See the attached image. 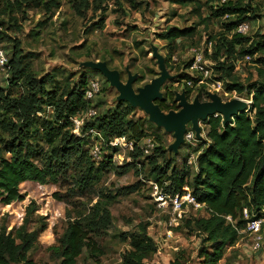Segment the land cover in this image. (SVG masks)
Instances as JSON below:
<instances>
[{
    "label": "trees",
    "instance_id": "16d2710c",
    "mask_svg": "<svg viewBox=\"0 0 264 264\" xmlns=\"http://www.w3.org/2000/svg\"><path fill=\"white\" fill-rule=\"evenodd\" d=\"M2 1L6 3L0 15L8 10L11 13L27 7H43L46 13H50L54 7L60 6V0ZM103 1L71 0V3L78 15L86 16L90 8L95 4L101 6ZM194 1L199 0H176L181 4ZM103 10L106 11V8ZM250 12L249 5L245 6L238 0H219L212 12L214 17L220 19L228 15L224 22L227 35L218 37L215 51L211 54L205 51V55L213 61L226 56L227 60L220 61L215 66L219 73L217 80H227V91L239 94L247 91L252 96L248 110L235 116L231 123L225 124L220 114L204 121L208 130L206 138L198 140L202 149L195 159L197 174L191 179L187 158L184 159L183 166L179 167L175 163L179 152L175 154L169 151L168 146L159 143L150 155L143 154L138 142L151 134L147 126L154 123L148 116H140L138 119L131 116L136 107L126 101L117 100L114 109H107L98 116L87 119L83 127V131L93 126L99 128L108 139L127 136L135 141V150L129 152L131 160L122 166H116L118 174L131 168H136L137 174H140L149 167L150 175L164 196L171 198L179 194L181 197L189 192L197 203L205 207L208 215L195 219L196 230L204 234L198 251V264H220L226 246H235L241 235L239 231L246 228L248 219L244 216V209H247L249 219L264 215V68L258 67L262 80L249 85L241 82L236 74L238 61L247 54L254 56L264 51V35L259 34L262 39L247 46L250 37L237 31L240 23L253 18ZM4 23L0 19V25L3 26ZM10 25L19 27L16 23ZM191 34L192 29L171 26L160 33L159 37L173 44L177 39ZM6 38L10 40L11 36L1 28L0 42ZM210 38L213 39L214 36ZM8 55L10 75L7 78L0 76L7 83L6 86L0 85V201L11 204L24 200L20 185L26 181L41 185L60 183L67 187L68 180L63 181L62 174L75 168L77 173L72 175L73 186L79 190V196L90 195L96 201L88 209L68 211V226L58 238V244L51 247V250L58 259L57 264H78V258L84 249L89 250L91 256L98 260L101 246L97 237L114 224V215L108 207L114 194L97 185L104 172L113 168L114 155L118 149L106 147L103 158L96 161L90 152L91 138L74 133L72 117L85 112L92 104L99 107L102 100L99 99L96 103L86 100L84 94L89 79L87 71L72 85L68 83L62 86L54 77L38 78L35 71L27 70L17 41L13 40L12 51ZM171 58L169 54L166 58L167 65ZM258 61L264 64V57H259ZM191 62L192 59L185 67L189 69ZM190 77L188 72L182 71L173 80L185 82ZM49 82L53 83L51 89L47 88ZM20 83L23 84V92L19 96L8 91L13 85ZM185 88L189 96L193 88ZM176 91L166 90L164 98L157 100L163 110L179 108L175 101ZM197 91L201 100H207L205 84ZM46 107L52 108V116L42 125L41 130L47 144L44 147L39 143H32L31 133L38 129V122L41 121L38 113L46 111ZM189 129H192L191 126ZM139 185V182L124 185L117 191L130 193L136 191ZM53 197L64 199L59 192H54ZM184 204L186 202L182 205ZM44 228L45 223L32 231L23 225L16 235L0 230V264H39L30 256L29 251ZM124 239L130 246L124 253L122 264H151L145 259L157 250V243L146 227L141 226L139 230L129 232ZM171 264L185 263L177 257Z\"/></svg>",
    "mask_w": 264,
    "mask_h": 264
},
{
    "label": "rangeland",
    "instance_id": "374dc122",
    "mask_svg": "<svg viewBox=\"0 0 264 264\" xmlns=\"http://www.w3.org/2000/svg\"><path fill=\"white\" fill-rule=\"evenodd\" d=\"M238 1L245 6L249 5L253 17L246 21L250 25L249 31L245 34L250 37L247 43L249 46L252 42L262 39L259 34L264 35V0ZM5 3L6 1L1 0L0 11H4ZM218 3L219 0H199L187 4L178 3L176 0H104L101 6L95 4L90 8L86 16H80L73 9L71 0H60V6L54 7L50 13H46L43 7H27L11 13L8 10L1 14L0 19L5 23L0 27L11 36L10 40L6 38L1 42L10 54L13 40L17 41L24 56L26 69L35 71L38 78L54 77L62 86L68 83L72 85L84 71H87L89 78H98L102 89L92 100L93 103L102 100V104L96 106L98 116L107 109L115 108L118 91L110 86L100 72L94 73L80 67L82 61L106 60L111 68L121 72L124 81L128 78L126 67L129 66L133 73L139 74L140 80L137 78L135 87L141 86L158 76L160 71L156 59L152 58L153 42L165 58L169 54L172 56L167 65L172 74L182 71L189 73L190 70L185 64L192 58L191 49L196 48L204 54L205 51L211 54L215 51L217 38L227 35L224 27L227 16L220 19L212 15ZM103 8H106V11ZM10 23H16L19 27L15 28ZM171 26L192 29V34L169 44L167 40L160 38L159 34ZM212 36L213 39L210 38ZM259 57H264V51L252 56L250 61L237 62L236 74L245 85L262 80L258 67L264 68V64L258 61ZM225 59L226 56H222L221 60L214 61V76L208 80L209 83L218 79L216 77L219 73L215 66ZM220 81L222 83L220 90L210 87L209 84L205 86L210 87L211 91L218 92L225 101L234 97H243L251 101L252 94L247 91L242 94L227 91V80ZM182 83L184 82L168 80L162 86V91L179 90ZM0 85L6 86L7 83L0 78ZM22 85L21 83L13 85L8 91L19 96L23 92ZM202 85H197L196 88ZM52 86V82L47 84L48 89ZM38 115L41 121L38 122V129L31 133L32 143L46 147L41 129L43 122L51 118L52 108L46 107V111H40ZM133 115L135 119L147 116L140 108H136L131 116ZM147 127L151 133L149 136L158 139L155 146L159 143L168 146L174 141L173 134L166 132L165 129L154 124H148ZM202 127L206 138L208 126L204 121ZM200 149L202 147L198 140H194L191 144L181 145L176 155L175 163L179 167L183 166L184 159L187 158L191 171L190 179L197 174L195 159ZM130 160L131 156L127 150H118L114 155L113 168L104 172L97 185L114 194L113 200L108 204L114 215V224L97 237L101 246L99 259L84 249L78 258V264H122L124 253L130 246L124 236L139 230L141 226L146 227L149 235L157 243V250L145 259L147 263L171 264L179 257L185 264H198V251L204 234L196 230L195 219L207 216V210L192 202L176 207L173 198H165L155 184L149 167L140 174H137L136 168L118 174L116 166H122ZM76 173V169L72 167L66 174H62V180H68L67 187L61 186L60 183L41 185L26 181L20 185L24 200H17L11 204L0 201V230L16 235L17 230L23 225L32 231L45 223L38 241L29 251L30 256L39 264H57L58 259L51 247L58 244V238L68 226V211L75 212L77 208L88 209L96 201L90 198L88 192L89 196H79V190L73 186L72 175ZM137 182L140 185L136 191L130 193L117 191L124 185ZM54 192L62 194L64 199L54 198ZM182 199L187 200L186 197ZM240 234L235 246H226L220 264L225 262L264 264V237L262 248L253 251L250 245L251 236L244 230H241Z\"/></svg>",
    "mask_w": 264,
    "mask_h": 264
},
{
    "label": "water",
    "instance_id": "95a60500",
    "mask_svg": "<svg viewBox=\"0 0 264 264\" xmlns=\"http://www.w3.org/2000/svg\"><path fill=\"white\" fill-rule=\"evenodd\" d=\"M152 58L156 59L159 67L158 76L151 79L144 85L135 87V82L139 76L133 73L129 66L126 67L128 78L122 79L121 72L116 68H111L105 60L88 59L80 63V67L100 72L109 82L111 87L118 91L117 100L126 101L133 107L140 108L148 116V119L157 127L172 133L174 141L168 145V150L177 154L181 145L185 143V134L188 126L195 132L197 140L205 139L203 135L202 121H206L210 116L222 115L225 124L231 123L238 114L247 111L251 101L243 97H234L230 100H223L218 92L207 91V100H201L196 95L193 100H189L186 90L175 92V101L178 109L165 111L157 100L164 98L162 86L168 81L177 78V74H172L166 64L165 56L160 52L159 47L151 43Z\"/></svg>",
    "mask_w": 264,
    "mask_h": 264
},
{
    "label": "built area",
    "instance_id": "2783aa9c",
    "mask_svg": "<svg viewBox=\"0 0 264 264\" xmlns=\"http://www.w3.org/2000/svg\"><path fill=\"white\" fill-rule=\"evenodd\" d=\"M221 2H226L227 0H220ZM228 16V15H226ZM250 25L247 22H242L238 25L237 31L246 34L249 31ZM1 29V27H0ZM192 52V62L189 67L190 70V78L185 79L184 83H182L180 90L182 87H190L193 88V91L191 92V100L194 99V97L197 95V85L201 84H209V86L214 87L215 89L220 90L221 89V81L215 79L213 83H209V79H213L214 76V68L213 65L215 62L211 59L206 57V55L203 52H200L196 48L191 49ZM252 59V56L250 54H247L244 59L250 61ZM241 61V60H240ZM239 62V61H238ZM10 57L3 47L2 43L0 42V76L7 78L10 75ZM199 75V76H197ZM210 87L206 88L207 91L210 90ZM102 86L101 82L98 78L92 77L88 79V84L85 89V98L86 100L92 102V100L101 92ZM215 92V91H213ZM98 114V111L96 107L92 104L85 112L79 113L76 116L72 117L73 123H74V133L78 136H87L91 138V148L90 152L92 157L96 161H100L103 158L105 148L106 147H113L117 148L118 150H127L128 152L134 151L136 148V143L133 139H129L127 136H116L107 138L103 131L96 127H90L83 131V127L85 125V119L88 120L91 118L96 117ZM196 140L195 132L193 129H189L185 134V143H193V141ZM155 139L147 136L145 137L141 142H138V145H140V148L143 151V154L150 155L154 148H155ZM157 185V184H156ZM158 186V185H157ZM159 187V186H158ZM186 197L187 200L182 199ZM165 198H169L166 197ZM173 198V202L175 203L176 207L182 206L184 202L186 203H194L197 206H202L201 204L197 203L194 197L191 196V194L188 192L186 195L181 196L179 194H176ZM189 201V202H188ZM264 212V209H263ZM244 216L248 219L246 228L242 229L248 235L251 236V247L253 251H259L262 248L263 243V232H264V215L258 218L249 219V214L247 209H244ZM229 220H232L230 216H228ZM241 232V230L239 231Z\"/></svg>",
    "mask_w": 264,
    "mask_h": 264
},
{
    "label": "flooded vegetation",
    "instance_id": "af4514ba",
    "mask_svg": "<svg viewBox=\"0 0 264 264\" xmlns=\"http://www.w3.org/2000/svg\"><path fill=\"white\" fill-rule=\"evenodd\" d=\"M183 89H185L186 90V88L185 87H182V89L181 90H183ZM187 93V92H186ZM197 95H199V94H197ZM187 97L189 98V100H191V94L188 96V94H187Z\"/></svg>",
    "mask_w": 264,
    "mask_h": 264
}]
</instances>
